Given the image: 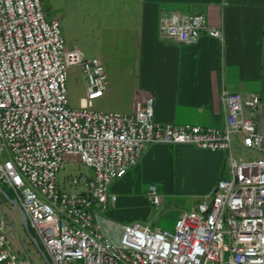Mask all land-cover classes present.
Wrapping results in <instances>:
<instances>
[{
	"label": "built area",
	"instance_id": "built-area-1",
	"mask_svg": "<svg viewBox=\"0 0 264 264\" xmlns=\"http://www.w3.org/2000/svg\"><path fill=\"white\" fill-rule=\"evenodd\" d=\"M221 39L203 14L163 17L159 35L195 43L200 34ZM78 66L86 93L69 106L67 70ZM106 76L98 57L68 49L58 19H47L40 0H0V186L8 187L49 264H264V158L233 153L232 142L264 152V100L223 91L221 127L162 123L154 100L137 101L130 114L91 108ZM152 143L192 144L225 151L226 169L172 230L135 221L104 238L96 211L116 200L109 184L122 178ZM91 174L58 181L66 163ZM150 204H162L154 185ZM0 264H28L13 251L0 205Z\"/></svg>",
	"mask_w": 264,
	"mask_h": 264
},
{
	"label": "crops",
	"instance_id": "crops-1",
	"mask_svg": "<svg viewBox=\"0 0 264 264\" xmlns=\"http://www.w3.org/2000/svg\"><path fill=\"white\" fill-rule=\"evenodd\" d=\"M60 1L47 0L56 11L49 19L59 20L66 48L85 43L104 68L106 89L93 106L116 97L119 105L104 111L130 114L137 101L152 97L159 122L221 127L227 114L223 91L264 100V0ZM183 13L203 14L222 38L202 32L195 43L183 44L161 37L162 18ZM240 146L234 139L232 147ZM226 157L225 151L192 144H149L136 165L109 184L117 198L96 211L101 234L109 239L112 230L119 233L117 212L133 204L126 202L127 193L147 195L151 185L163 189L162 196L172 191L189 199L194 209L224 174ZM82 173L91 174L90 169Z\"/></svg>",
	"mask_w": 264,
	"mask_h": 264
},
{
	"label": "rangeland",
	"instance_id": "rangeland-1",
	"mask_svg": "<svg viewBox=\"0 0 264 264\" xmlns=\"http://www.w3.org/2000/svg\"><path fill=\"white\" fill-rule=\"evenodd\" d=\"M60 2L61 1L58 0V3ZM40 3L47 19L56 15L55 9L49 7L47 0H40ZM73 48L82 50L83 53L89 58L93 56L91 47H89L85 43H75L74 45H72V47H70V49ZM83 79V74L78 66H71L68 69L66 88L68 103L70 107L78 108L81 106L82 98L84 97ZM118 105L119 100L116 97H110L108 99L106 98L104 102L96 101V103H94V106L92 102L91 108L104 111L110 110L114 106ZM233 153L236 156L246 157L249 159L260 157L264 158V152L248 149L243 146L233 148ZM87 171L88 167H86V165H84L83 163H74L68 161L64 169H62L58 174V181L60 186L65 190L73 188L70 183L71 177L77 176L80 173ZM0 187L5 193L9 192L8 187L4 185H1ZM159 190L162 191L163 189H157L158 194L162 196V192ZM139 192L140 191L137 192L133 190L131 193H127L129 197L121 196V200L123 199V197H128L126 202L130 201L129 199H131V201H133V204L124 205L119 208V211L117 212L118 214H120V219H118L119 227L126 223L128 224L130 220L137 219L138 222L148 224L152 228L172 230L178 215L184 210H191V201L189 199H184L176 196L172 191H167L168 193H170V195L162 196L163 203L159 206L152 205L148 202V200H146L147 195L144 194V190L140 192L141 194H139ZM2 197H0V205L3 212V219L5 221L6 233L8 235L13 251L17 254L19 259L24 260L28 264H47L44 260V257L32 241V231L30 230V228H28L27 231L24 227L20 212L11 203H9L3 195ZM112 231L114 232L112 238L115 239L118 235V232H116V230Z\"/></svg>",
	"mask_w": 264,
	"mask_h": 264
},
{
	"label": "water",
	"instance_id": "water-1",
	"mask_svg": "<svg viewBox=\"0 0 264 264\" xmlns=\"http://www.w3.org/2000/svg\"><path fill=\"white\" fill-rule=\"evenodd\" d=\"M0 193L5 197V199H6L9 203H11V204H12L15 208H17V210L20 212L21 217H22V223H23L24 227L26 228V230L28 231V223H27L26 217H25L23 211L21 210V208L17 205V203H16L13 199H11V198H10V197H9V196H8L3 190H2L1 187H0ZM31 238H32L33 243L36 245V247L38 248V250L40 251V253H41L42 256L44 257V260L46 261V263L49 264L47 258L44 256L43 251L40 249L39 244H38V242L36 241V239H35L34 237H32V236H31Z\"/></svg>",
	"mask_w": 264,
	"mask_h": 264
},
{
	"label": "trees",
	"instance_id": "trees-1",
	"mask_svg": "<svg viewBox=\"0 0 264 264\" xmlns=\"http://www.w3.org/2000/svg\"><path fill=\"white\" fill-rule=\"evenodd\" d=\"M8 195H9V197H12V195H11V192L9 191V192H6ZM0 197H2V195L0 194ZM3 198V197H2Z\"/></svg>",
	"mask_w": 264,
	"mask_h": 264
}]
</instances>
